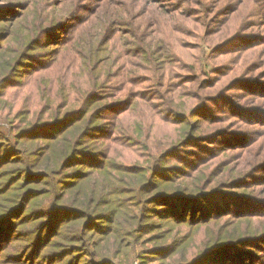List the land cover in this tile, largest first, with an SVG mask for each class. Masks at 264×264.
I'll return each instance as SVG.
<instances>
[{"label":"trees","instance_id":"16d2710c","mask_svg":"<svg viewBox=\"0 0 264 264\" xmlns=\"http://www.w3.org/2000/svg\"><path fill=\"white\" fill-rule=\"evenodd\" d=\"M69 1L0 0V264H264V96L252 93L251 108L224 96L253 71L264 72V0H238L229 10L221 0H100L82 28L68 13ZM163 10L177 20L171 27L159 21ZM31 15L38 16L35 24H24ZM251 27L258 30L232 65L209 58ZM61 30L52 67L63 53L67 71L78 72L91 90L71 98V87L60 81L45 96L40 118L32 109L13 111L1 96L6 81L42 38L56 40ZM6 42L15 53L1 45ZM247 51L250 60L241 62ZM129 79L133 87L126 88ZM47 82L53 85L49 76ZM186 84L197 100L221 85L229 112L215 115L207 105L214 104L211 94L181 110L177 92L186 93L175 87ZM160 88L170 92V104ZM57 91L61 116L54 109ZM203 111H209L204 121L218 125L204 123L198 132L194 123ZM225 120L241 135L200 158L213 150L206 144L221 141ZM167 124L176 127L174 136L160 134ZM254 126L260 135L250 140ZM108 127L110 136L99 141ZM101 143L105 151L97 150ZM115 145L132 157L118 160ZM217 153L225 156L208 161ZM98 158L91 176L67 173Z\"/></svg>","mask_w":264,"mask_h":264},{"label":"rangeland","instance_id":"374dc122","mask_svg":"<svg viewBox=\"0 0 264 264\" xmlns=\"http://www.w3.org/2000/svg\"><path fill=\"white\" fill-rule=\"evenodd\" d=\"M57 0H50V2H56ZM171 0H166V3H168L167 5H169V3L171 4L172 2H170ZM215 1V0H212ZM238 0H221V3H227V5L229 6L227 10L231 9L233 7V4H235ZM70 2V6H69V10L68 13L70 14L71 11L76 15V18L78 19L77 22H74V24H80L81 28L84 26H89V21L92 20L93 16L92 13L93 11H95V6H97L98 4H100V0L96 1V0H71ZM78 5V6H77ZM5 10V9H4ZM71 10V11H70ZM164 13H161L159 11V21L165 25V23L163 22H169L170 27L175 24V22L177 21L173 16H171V14H166V10H163ZM224 11H222L221 13H223ZM72 15V14H71ZM154 19L156 20L155 15ZM25 18V17H23ZM22 18V19H23ZM38 16H34L31 15L30 17H28L27 19H25V23L26 25L29 26H33L35 24V21L37 20ZM224 20V16L221 18L218 27H220V23ZM75 21V20H74ZM233 21V20H232ZM239 21H241L238 18L235 19V23L237 24ZM231 22V21H230ZM161 24V25H162ZM178 25V24H177ZM162 28V26H161ZM214 28V27H213ZM7 33H11V30L8 29V27L6 28ZM258 30V27H251L248 30H245L241 36L240 39L238 41H233V42H229L225 45H223L221 47V49L219 50L218 48L213 49L210 53H209V58L213 61H215V63H218L219 61H221L223 58L226 59H231L230 62L228 63L230 65H232L233 63V59L232 57H236L238 58L240 55L237 54V49L242 48L244 46H248L249 42L251 41L250 39L252 38V36L255 34V32ZM65 32V30H61L59 33L57 32V36H56V40H54V38L49 37V35L47 34V38H42L43 40V45H41L40 47H36L34 49H32L30 52H27V56L26 59H24L21 63V67L17 68V70L15 71V75L12 76L8 81H6V85L4 86L3 89V94L1 95L2 97H6L7 99V103L10 104L11 108H13V111H17V109L20 112H25L27 111V109H32L33 111L35 110V113L33 116L40 118L39 116V111L43 110L45 108V96L48 95L49 92H53L58 90L59 85H60V81H62V84L65 85L66 87H71V89H69V95L71 98H82L84 93L86 91H90L91 87L89 86V84L87 83L86 79L79 75L78 72H68L67 71V66L64 62H62V54H59L58 56L60 57V64L57 67H52V65H54L56 63L57 60H53L52 56L57 54L56 52V48L54 46V43L60 39L62 37V34ZM23 34H25V30L23 29ZM11 38V36H10ZM216 36H214V41H213V45L217 42ZM4 45L5 47L8 45V50L12 51V54L15 53L14 44L8 43L6 42L5 44H1ZM264 46H261V48ZM219 50V51H217ZM236 51V52H235ZM242 51V50H241ZM258 51V50H253L252 55H255L254 52ZM178 52V50H177ZM11 54V55H12ZM25 54V52H24ZM23 54V55H24ZM238 55V56H237ZM179 55H177L176 57H178ZM14 58L13 56H10ZM55 57V56H54ZM21 60V58L19 59V61ZM178 59H174L173 61L175 62ZM250 60V55H249V51L245 52L242 54L241 57V62L243 61H249ZM62 62V63H61ZM174 66H177L176 63H173ZM229 67L226 66L225 71L227 70V68ZM13 69H16V67ZM233 70L230 73H225L228 75H231L233 73V71L236 69L232 68ZM223 72H225L224 70H222ZM242 69L240 68L239 73H242ZM256 73V74H255ZM224 74V75H225ZM51 77L52 81H53V85L49 86V82H47V77ZM221 76V75H220ZM240 75H238L237 77H235V79L237 80L239 78ZM246 82H240L241 86H237L234 89H231L230 93L224 94V96H231L234 95L235 97H237L239 100H237L234 106L238 107V106H247V107H252L249 102L252 101V97L250 96L252 93H254L255 91H257V93H259L261 96H264V89H259L256 90L257 87L261 86V83H264V72L261 73H257V71H253V74H251L250 76H246ZM252 77V78H250ZM169 79H172V81H177L176 77H167ZM166 78V79H167ZM131 79L128 80V82L126 84H124L127 87H133L131 86ZM118 82V80H114L113 81V85H115ZM196 84V82L194 83ZM221 85H217L215 86V88H213L211 91L212 93H208L205 94L203 91L200 92L201 93V97L197 99H194L195 97H193L192 93L196 92L195 88L193 85L191 84H186L184 86H180V87H175V88H181L182 91H184L186 94L184 95L181 91L177 92V98H178V102L180 103V107L181 110H185L187 111V103H191L194 102L196 103L195 105L198 106V104L202 103L205 101V98L203 97L204 95H210L211 97H216L214 98V104H207L209 105V108L211 110H213V113L215 115L221 116L224 115L225 113L229 112V108L226 106V103L223 100V90L220 88ZM240 87V88H239ZM174 88V89H175ZM168 89H170V92L173 90V88L170 86L168 87ZM186 89H191V91H187ZM159 90V94L161 96H163V101L165 104H170L169 101V97H171V94L169 91H165L163 88L157 89ZM263 91L261 93V91ZM181 93V95H180ZM56 95L54 101L56 103V105L54 106V109L57 111V113H60L59 115H63L64 109L61 108L60 109V103L61 100L58 97V91L54 94V96ZM151 95V94H150ZM150 95H148V92L146 91L145 94H142L143 99H142V103L144 105V107H146V105H148L149 101L145 100L147 97H149ZM218 95H222L217 97ZM243 98H246V102H244V100H241ZM150 99V98H149ZM249 101V102H247ZM193 107V109H195V107ZM1 104H0V111H1ZM205 108V107H204ZM202 108V109H204ZM60 109V110H59ZM224 109V110H223ZM59 110V111H58ZM236 111V109L234 110ZM207 113V114H205ZM209 111H203L199 113V115L196 116V118L198 119L194 124L196 125V131L199 132V127L203 128V124H212V125H218L217 123L213 124V121L207 123L206 121H204V119L208 118L209 116ZM233 113H237V112H233ZM115 115V113H114ZM253 115V114H251ZM58 116V117H60ZM13 118L16 119V116L12 115ZM54 117V115L52 116ZM260 118H264V117H260ZM22 118H17L16 120H20ZM250 119L252 120H256L255 116H251ZM244 120V118H243ZM264 120V119H263ZM233 123L230 122V120H225L221 123H219V127H224V130L222 132V138L220 139L222 141L219 142H211L209 144H206V146H211L213 147L212 151H207V154H203L200 156V158L206 157V156H210L212 155V153H214V147H216V149L221 145H224L228 140L230 141L229 143H233L234 138L233 136H238L241 135L240 130H238V128H235L232 126ZM226 125V126H225ZM68 125L65 126H61L63 129H66ZM61 127H59L57 130L62 129ZM263 128L264 129V125L263 126H259V128ZM160 132V134H165L167 131L169 133L170 136H174L175 134V129L176 127L174 126V124H167L164 125V127H159L158 128ZM63 131V130H61ZM236 132H240V133H236ZM111 132L109 130H107V133L105 134V136H102V134H99V141H101V139L107 138L108 136H110ZM260 135V132L258 131V128H256L254 126V128L249 131V136L248 138L250 140H254L256 139L258 136ZM247 136V135H246ZM243 136L246 140L247 137ZM31 137V136H30ZM224 137V138H223ZM224 139V141H223ZM237 143V142H236ZM102 146L98 147L97 150L99 151H105V143H101ZM230 145V144H229ZM116 146V145H115ZM220 146V147H221ZM118 149L114 148L111 149V151H113L114 153H118V160H123L125 158H131L133 154H130L128 151H126L124 148H121L119 146H116ZM189 149H194L193 146H190ZM110 151V153H111ZM216 153V151H215ZM225 154H222L220 156L219 153H217L216 155L214 154V158L208 160V161H212L213 163L215 161H217L218 159L224 157ZM233 157H231V159H233ZM229 159V160H231ZM100 158H98V160H95V162H91L89 161V164L83 167H80L81 164L77 163L74 164V167H70L69 169H67V173H70L71 171H74V169H77L79 173H87L89 174V176H91V167L94 169V167L100 162ZM170 161H175V159L172 157ZM211 162V163H212ZM171 163V162H168ZM192 165H197V163H199V160H191L190 162ZM210 163V164H211ZM212 163V164H213ZM199 164H202L199 163ZM198 164V165H199ZM92 165V166H91ZM169 165V164H168ZM1 167V166H0ZM80 167V168H79ZM100 168V167H99ZM99 168H96L99 169ZM264 174V173H262ZM261 174V175H262ZM68 177H71L73 174H66ZM258 187H262V186H258ZM69 192L67 191L65 194V199L70 195L68 194ZM258 198V197H257ZM262 198H258V200H260ZM234 209V208H233ZM232 211V210H231ZM22 212L18 213L19 219L22 217ZM17 220V219H16ZM64 220L63 216L60 218V222H62ZM98 225H100V227H104L105 224H103V222H100ZM264 245V243H263ZM261 255V254H260ZM261 257V256H259ZM262 259V258H260ZM258 258H255V261H258ZM213 264H217V262H215V260L212 261ZM52 264H59L58 262L56 263H52ZM207 264V263H204Z\"/></svg>","mask_w":264,"mask_h":264}]
</instances>
